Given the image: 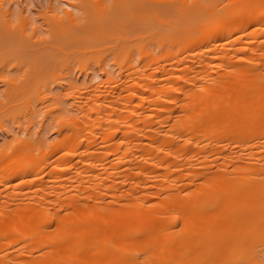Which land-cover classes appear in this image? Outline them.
<instances>
[{
	"label": "rangeland",
	"instance_id": "obj_1",
	"mask_svg": "<svg viewBox=\"0 0 264 264\" xmlns=\"http://www.w3.org/2000/svg\"><path fill=\"white\" fill-rule=\"evenodd\" d=\"M141 1L0 0L1 258L12 249L7 223L13 216L32 221L49 218L53 230L56 219L80 210L76 204H88L78 211L84 213L83 209L94 203L109 206L131 199L130 177L122 172L123 164L115 155L127 148L130 153L141 152L158 129L168 128L173 100L179 93L166 87L191 84L202 74L211 85L214 78L236 68L233 48L245 46L238 57L251 55L245 43L233 40L242 34V39L248 40L256 25L199 43L194 47L204 52L196 56H185L187 49H183L184 59L175 56L169 44L162 52L163 45L155 34L161 25L153 12L169 10L173 2ZM227 1L222 0V4ZM260 26L264 27V22ZM256 36L264 39L262 34ZM253 47L257 53L250 65L261 68L264 45ZM225 52L230 60L220 57ZM202 58L211 60L210 66L196 75L191 66L200 69ZM172 69H179L178 79L171 74ZM90 124L93 129L84 136ZM80 126L83 128L78 132ZM262 143V137L252 146L248 141L242 153L255 157L262 153ZM161 144L163 150L168 149ZM238 144L227 140L219 153L208 144L203 150L208 156L205 164L196 157L191 167L203 171L216 168L224 163L221 154L228 156ZM171 162L166 175L162 174L163 164L160 167L157 163L158 168L155 161L144 162L153 173L141 178L136 190L148 197L149 203L164 198L158 191L163 181L173 184V192L183 194L204 176H181L179 159ZM23 167H32V171L24 173ZM23 244L19 243L16 253Z\"/></svg>",
	"mask_w": 264,
	"mask_h": 264
},
{
	"label": "bare ground",
	"instance_id": "obj_2",
	"mask_svg": "<svg viewBox=\"0 0 264 264\" xmlns=\"http://www.w3.org/2000/svg\"><path fill=\"white\" fill-rule=\"evenodd\" d=\"M172 2L169 10L153 12L156 23L164 25L155 33L163 45L162 52L169 44L175 56H196L204 52L194 47L199 43L229 37L256 25L248 40L242 39L243 34L233 40L245 43L251 55L238 57L245 46L233 48L236 68L214 78L211 85L206 84L207 75L202 74L191 84L166 87L179 93L173 100V109L179 106L177 99L181 106L171 110L168 128L158 129L142 145L141 152L130 153L127 148L115 155V160L123 164L122 172L130 177L131 199L109 206L94 203L88 210L83 209L84 213L78 211L88 204H76L80 210L75 208L77 213L72 216L56 219L53 230L49 218L34 217L37 220L32 221L29 217L13 216L7 223L12 249L4 250L0 264H264V149L259 155L253 154L255 157L242 153L245 143L251 141L252 146L264 138V65H250L252 55L257 53L253 46L264 45V39L256 36L264 35V27L260 26L264 22V0H228L223 4L222 0ZM183 49L188 50L186 55ZM228 54L220 57L230 60ZM210 61L202 58L200 69L195 65L191 68L197 75L208 69ZM170 72L179 78V69ZM93 126L83 132L84 136ZM227 140L239 144L228 156L221 154L222 165L207 171L191 167L196 157L205 164L206 145L211 144L219 153ZM161 143L168 149L163 150ZM84 156L82 159H87ZM178 159L181 176H204L183 194L173 192V184L163 181L158 191L164 193V198L149 203L148 197L136 190L139 180L153 173L146 162L155 161L160 168V161L165 160L161 168L166 175L171 161ZM24 167V173L32 171V167ZM22 241L21 251L16 253ZM38 250L40 253H35Z\"/></svg>",
	"mask_w": 264,
	"mask_h": 264
}]
</instances>
